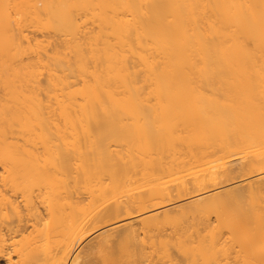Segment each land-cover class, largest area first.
<instances>
[{
  "label": "bare ground",
  "instance_id": "bare-ground-1",
  "mask_svg": "<svg viewBox=\"0 0 264 264\" xmlns=\"http://www.w3.org/2000/svg\"><path fill=\"white\" fill-rule=\"evenodd\" d=\"M0 88V260L264 264V0H0Z\"/></svg>",
  "mask_w": 264,
  "mask_h": 264
},
{
  "label": "rangeland",
  "instance_id": "rangeland-1",
  "mask_svg": "<svg viewBox=\"0 0 264 264\" xmlns=\"http://www.w3.org/2000/svg\"><path fill=\"white\" fill-rule=\"evenodd\" d=\"M92 20L90 19L89 20V22H91ZM34 30H37V29H35V28H33ZM52 35H54V34H52ZM55 58V55L54 54H52L51 55V64H54L53 63V59ZM65 65H64V67L62 68L63 70H64V74L65 75H68L69 73H68V71H65ZM138 70V72H139V69H137ZM140 73H141V71H140ZM71 81H74L73 79L71 80ZM3 97V94H2V91H1V88H0V98H2ZM40 147V146H39ZM1 171V170H0ZM256 178H255V176H252V177H241L240 176V174H236L233 178H232V180H230V181H228V182H224V180L222 179V181H220L219 182V184L217 185V187L216 188H211V189H208L207 191L209 192V193H211V194H215V193H217V194H219V193H225L226 191H229V190H231V189H235V188H243L248 182H253L254 180H255ZM202 194H204V192H201V193H195V194H192L191 196H188L187 198H185V199H182V200H177L176 201V204H178V205H182V204H185V203H190V202H194V201H196V200H198V199H200L201 198V196L200 195H202ZM214 215H212V220H214ZM113 223V222H112ZM109 224H111V223H109ZM109 224H106V225H102V226H97V227H94V228H91L89 231L90 232H92L91 234H89V235H92V234H96V233H98V232H101V231H104V230H106L105 229V227H107ZM115 234V232H112V233H107V234H104L102 237L103 238H109V237H111V236H113ZM96 235H92V236H90L88 239H87V241H86V244H87V246L88 245H91V243H94V237H95ZM91 240V241H90ZM90 242V244H88V243ZM85 245V244H84ZM86 247V246H85ZM88 249H86L85 251H87ZM88 254H89V251L87 252ZM105 254H106V251H102V250H98V249H96V251L94 252V254H91V256H92V258L93 259H95V260H97V259H101V258H103L104 256H105ZM86 255V254H85ZM6 262V260H0V264H7V263H5Z\"/></svg>",
  "mask_w": 264,
  "mask_h": 264
}]
</instances>
